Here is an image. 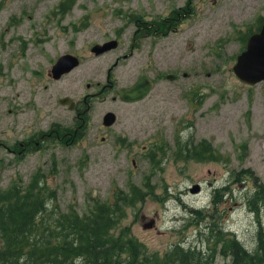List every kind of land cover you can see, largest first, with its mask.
Wrapping results in <instances>:
<instances>
[{
    "label": "rangeland",
    "instance_id": "1",
    "mask_svg": "<svg viewBox=\"0 0 264 264\" xmlns=\"http://www.w3.org/2000/svg\"><path fill=\"white\" fill-rule=\"evenodd\" d=\"M232 2L226 14L192 0L177 29L161 34L151 25L187 0H0V189L37 178L55 190L59 211L82 214L134 184L145 195L122 224L148 252L179 245L200 264H264V83L232 71L264 0ZM104 39L117 45L91 51ZM68 51L82 62L46 79ZM140 73L150 92L121 100L117 89ZM97 81L106 85L82 102ZM67 94L78 116L57 100Z\"/></svg>",
    "mask_w": 264,
    "mask_h": 264
},
{
    "label": "trees",
    "instance_id": "2",
    "mask_svg": "<svg viewBox=\"0 0 264 264\" xmlns=\"http://www.w3.org/2000/svg\"><path fill=\"white\" fill-rule=\"evenodd\" d=\"M144 195L133 184L112 200L94 199L80 214L74 207L59 211L55 190L37 178L0 189V264H195L200 254L179 245L148 252L122 224L127 207Z\"/></svg>",
    "mask_w": 264,
    "mask_h": 264
},
{
    "label": "water",
    "instance_id": "3",
    "mask_svg": "<svg viewBox=\"0 0 264 264\" xmlns=\"http://www.w3.org/2000/svg\"><path fill=\"white\" fill-rule=\"evenodd\" d=\"M117 45L115 39L107 40L103 43H95L91 49L96 53L103 52ZM78 63L75 55L70 53L60 54L51 67V73L54 77H59L62 73L69 71ZM234 74L241 80L248 83H255L264 79V23L260 29L253 32L247 39L245 48L240 51L232 66ZM168 78H173L174 74H167ZM151 84L147 78L136 80L129 86H124L118 90V95L126 101H136L144 98ZM61 103H68L72 107V99L69 96L60 97ZM115 121L114 112L108 111L103 117L105 125L112 124Z\"/></svg>",
    "mask_w": 264,
    "mask_h": 264
},
{
    "label": "flooded vegetation",
    "instance_id": "4",
    "mask_svg": "<svg viewBox=\"0 0 264 264\" xmlns=\"http://www.w3.org/2000/svg\"><path fill=\"white\" fill-rule=\"evenodd\" d=\"M191 1L192 0H187V6H186V9H184L183 11H179V12H177V13H175L174 15H172V16H166L165 18H164V21H163V24L161 25V23H157L156 25H155V27H154V24L155 23H153L152 25H151V30L153 31V33L154 32H156V31H158L159 33H165L166 31L167 32H169V31H171V30H173V31H175L176 29H177V27L175 26V24H173V22H175V23H179L186 15H187V13H191L192 12V6H191ZM233 0H199V4H198V6L199 5H202L204 2H209V3H211V5L213 4V5H215L216 7H220L226 14L230 11V9L234 6L233 5V2H232ZM195 4H197V2H195ZM194 4V5H195ZM191 6V9H189V7ZM222 6V7H221ZM201 9H202V7H201ZM196 10V9H195ZM255 21H256V23H255V25H253V26H251V28H249V31L250 30H252V31H255V30H258L259 28H260V26L264 23V15H258L257 17H256V19H255ZM166 24V25H165ZM166 32V33H167ZM249 34H250V32H249ZM146 35H149V33L148 34H146ZM145 35V36H146ZM248 37V36H247ZM105 40H107V39H104L103 41H105ZM102 41V42H103ZM133 41H135V39H133ZM131 46H134V43H132V45ZM108 51V50H107ZM68 52H70V53H73V54H76L78 57H79V64L82 62V57H81V55L79 54V53H77L76 51H68ZM123 55H126V53H123ZM116 59H118V57L116 58ZM114 62H116V60L114 61ZM54 63V62H53ZM52 63V64H53ZM52 64H51V66L47 69V71L45 72V74H44V76H45V78L46 79H48V80H58V79H60L63 75H67L72 69H74L76 66H78V65H76L75 67H73L70 71H68V72H64V73H62L59 77H54L53 76V74L51 73V67H52ZM117 63H113V65H116ZM111 68H112V65H110V66H107V68H106V71H105V73H104V75H105V78L109 81L110 80V75H109V69L111 70ZM167 74V73H166ZM165 74V75H166ZM174 74V73H173ZM175 74H174V77H173V79L175 78ZM141 78H147L149 81H150V83L153 85V80H152V78L149 76V75H145V74H143V73H140L139 75H137V77L135 78V80L134 81H136V80H138V79H141ZM133 81V82H134ZM132 82V83H133ZM258 82H261V83H264V80H261V81H258ZM257 82V83H258ZM91 83L92 82H89V81H87L86 83H85V85H86V87H89L90 88V86H91ZM132 83H130V84H132ZM130 84H128V85H130ZM256 84V83H255ZM97 85H99V82L97 81V82H95V83H93V86L94 87H96L95 88V91H91V92H85V93H83V98H82V102H86V100H87V95H89V94H91V95H93V94H95V93H97V92H99V91H101L102 90V88L104 87V85H106L105 83L103 84V85H101V88H97ZM109 85H111V83H109ZM250 85V84H249ZM44 86L45 87H47V85L46 84H44ZM123 86H125V85H123ZM122 87V86H121ZM118 90V89H117ZM116 93H117V91H116ZM63 96H69L68 94L67 95H63ZM63 96H61V97H63ZM113 97V99H115L116 98V96L115 95H113L112 96ZM120 98V97H119ZM71 99H72V97H71ZM121 99V98H120ZM57 100L60 102V97H58L57 98ZM122 100V99H121ZM124 101V100H123ZM72 103H73V105H72V107H69V108H71V109H74L75 111H76V116H78L79 115V111H78V107H77V104H78V101H74V99H72ZM85 109H86V106H85ZM109 111V110H108ZM105 114V113H104ZM104 114H103V116H104ZM116 115V114H115ZM102 121H103V117H102ZM54 128H51V130H54L55 128H56V124L53 126ZM50 128V127H49ZM65 132H69L70 133V130L68 129V130H66ZM47 135H48V133H46ZM55 136L57 137V138H60V136L58 135V131H57V129H56V133H55ZM237 244H234V246H233V244L232 245H230L229 247H230V251L232 252V253H234V256H235V251H236V249L237 248H239V250H240V246H237V247H235ZM234 247H235V249H234ZM236 257V256H235ZM235 264H237V262L235 261Z\"/></svg>",
    "mask_w": 264,
    "mask_h": 264
}]
</instances>
